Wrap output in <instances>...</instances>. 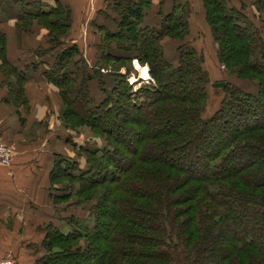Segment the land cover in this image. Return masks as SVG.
Listing matches in <instances>:
<instances>
[{
  "label": "trees",
  "instance_id": "16d2710c",
  "mask_svg": "<svg viewBox=\"0 0 264 264\" xmlns=\"http://www.w3.org/2000/svg\"><path fill=\"white\" fill-rule=\"evenodd\" d=\"M20 1L19 11L6 13L0 0V79L16 81L4 102L26 106L25 83L42 73L60 91L65 128L87 127L105 143L81 146L72 139L73 154L56 155L49 176L56 213L42 228L43 254L35 264H207L217 246L218 264H264V0L240 6L201 0L219 64L258 87L245 91L219 80L226 81L224 97L210 117L211 73L195 46L188 2L170 0L165 9L162 0L154 19L153 0H109L100 16L110 26L93 23V64L78 44L63 42L41 71L44 65H16L6 23L14 17L20 33L37 23L47 37H67L71 13L59 0ZM233 34L229 48L224 37ZM135 59L149 66L153 80L136 92L129 81ZM141 117L157 129L149 132ZM235 121L236 132L219 141ZM73 198L95 204L60 218L58 208ZM247 224L257 227L245 231ZM235 231L241 235L232 244Z\"/></svg>",
  "mask_w": 264,
  "mask_h": 264
},
{
  "label": "crops",
  "instance_id": "0c3cea01",
  "mask_svg": "<svg viewBox=\"0 0 264 264\" xmlns=\"http://www.w3.org/2000/svg\"><path fill=\"white\" fill-rule=\"evenodd\" d=\"M42 1L49 5L55 2ZM59 1L71 12L72 43L78 44L81 51L87 53L92 37H95L93 23L109 25L100 16L109 0ZM161 1L153 0L149 15L154 19ZM191 1L195 8V19L192 17V21L200 29V34H194L195 46L205 54L206 43L212 48L211 35L203 21L201 0H190V4ZM233 1L239 6L242 2ZM245 3L250 4V1ZM170 7L171 1L167 0L165 9ZM12 22L15 24L14 17L6 23L7 28L14 26ZM43 35L46 36L45 33ZM10 36L12 43L13 36ZM202 37H206L207 42ZM12 57L18 61L16 65L19 68L27 65L21 62L26 57L21 58L18 54ZM41 74L37 72L28 77L25 83L28 106L23 105L21 108L4 102L8 90L3 79H0V137L16 151L10 165L0 163V261L11 258L16 260V264H35L42 256L41 245L45 236L42 228L53 220L56 213L50 194V172L56 155L70 156L74 150L69 143L72 132L66 130L60 120L62 106L58 97L59 90ZM85 141L79 139L78 143L82 146L81 142Z\"/></svg>",
  "mask_w": 264,
  "mask_h": 264
},
{
  "label": "rangeland",
  "instance_id": "374dc122",
  "mask_svg": "<svg viewBox=\"0 0 264 264\" xmlns=\"http://www.w3.org/2000/svg\"><path fill=\"white\" fill-rule=\"evenodd\" d=\"M180 1L182 3L183 2L189 3V6L191 7V16L193 17L195 15V13H194L195 8L193 6V2L191 1L192 4H190V0H180ZM243 1L249 2V0H243ZM196 3H197V1H196ZM4 9H5L6 13L10 12L12 10L19 11L21 9V1L20 0H4ZM249 13L252 16L257 15V12L255 11L254 8H249ZM194 19L195 18L193 17V20ZM12 23L14 24V22H12ZM258 24H259V22H258ZM72 25H73V21L71 19V26ZM34 26H35L34 31H31L28 33H20L19 31H17L18 28H17V26L15 27V25L13 27H9L8 30L10 31V34L13 36V38H12L13 42L12 43L14 45L13 47L11 45L9 47V50L13 54V56H14V54H18V56L21 58L26 57L24 59H21V62H27L26 64H30L31 66H33V64H35L36 67H40L41 65H44L42 67L44 69V68H46L45 63L53 64L54 57L56 56L55 54L59 50L63 49V42L66 44H70V42H72L71 41V33H70L71 29L69 31V36H67V37L61 36L59 38H54V37L51 38L49 36L47 37V35L49 33L48 30H46L42 26H39V24H37V23ZM191 29H192L193 35L196 33L200 34L199 26L196 25L195 22H193V21H191ZM42 32L45 33L46 36L43 35ZM235 37H236V35H234V34L232 36L225 35L224 41L226 42V44L229 48H231L233 46V39H235ZM38 40H41L42 42H38ZM54 40H59L61 42L60 46L56 47V49H55V47H51V44H53ZM202 40L206 41V37H202ZM166 41L167 40H165V42ZM174 41L168 40L167 42L170 43V42H174ZM9 43H11V39H10ZM170 46H172V44ZM213 47H214V50L210 47L209 44L206 43L205 48H204L205 59L207 61L206 63H208L207 68L210 70V73H211V76H210L211 77V84L212 83L213 84L218 83V82H220L219 80H226L227 82L234 84L236 87L242 88V90L257 92L258 87L254 82L247 81V80L246 81L238 80V78H236L235 76L230 75L224 66H221L219 64V62L217 60L215 46L213 45ZM22 49H23V51H25V49H27V50H29V52L26 50V52L23 53ZM51 50H52V52H50ZM16 51H18V52H16ZM97 53H98V51H97ZM97 53L95 54L94 48L90 53V45H89L88 52L85 53V55H87V59L90 60V62L92 63L96 59ZM83 55H84V53H83ZM145 68L147 69L146 74H143V73L141 74L142 70ZM133 70H134L133 74L131 72L129 79L132 82V84L134 85V92H136L143 85L141 82H145L146 84H153V80L151 79L148 65L140 64L139 61L137 59H135L133 61ZM111 71L112 70L110 68H108V70L105 73L111 72ZM123 71L124 70H122V69L120 70V72H123ZM134 74H136V75H134ZM226 81H223V82L225 83ZM13 84H16L15 78L11 77V78H9L8 81H6L5 86L7 87L8 91H9L8 86L13 85ZM211 84H209V86H208V89H209L208 91L210 92L211 99H210V102L208 104V108L205 112V117L212 116V114L218 108V105L221 102V99L224 97V93L222 91L223 88H219V89L214 88ZM169 92L170 91H165V93H169ZM58 95L60 96V91H59ZM7 98L9 99V93L7 95ZM59 99H60V103L62 106L63 104H62L61 97H59ZM16 106H18L19 108H21V106L24 107L22 104H19ZM26 106H28V104ZM141 118H143V120L145 122V128L149 132L152 133L153 131H155L157 129V125L152 123V121L149 120V118L148 119L145 117H141ZM60 120H61V122H63L62 118H60ZM235 123H236V121L230 126L231 128L228 127V128H226V131H222V133L224 134V137L221 136L219 138V141H223L224 138H226L227 136L232 135L234 132H236L235 131ZM62 125H64V124H62ZM162 128L163 127H160L159 129L161 130ZM66 130H70V129L66 128ZM71 132H72L71 142L69 141V143H70V146H72V149L74 147L73 145H71V143H73L72 139H76L77 142L79 139L86 140L85 142H81L84 146L95 147V146H98L101 144H105L102 139L97 138V140H95V138H93V136H92V133L90 132V130L87 127H79L77 129H71ZM0 144L3 146V148L8 150L10 153H12V160H13L15 155H16V151L14 150V148L10 147L1 137H0ZM211 149H210V151H211ZM124 152H126L125 149H124ZM81 160H83V162H84V160H85L84 156H83V159L81 158ZM124 164H125V161H124ZM71 183H68V182L63 183V188H70L69 184H71ZM110 186H112V183ZM69 202L70 203L72 202L71 206L70 205L69 206L62 205L58 208V209H61V211L59 212L61 214L57 213V215L60 218H61V215L63 217V216L68 215V213L71 214L72 212H78L81 214V212H84L86 209L89 210L90 207L95 204V202H91V203H85V204L82 203V204L77 205L79 203L78 198H73ZM76 207H77V209H76ZM232 214L231 215L233 217H236V218L241 217V213H240L239 208L232 207ZM123 215H124L123 213L116 212V216H123ZM108 217L106 215H103V216H101L100 221H102L103 223L107 222ZM245 218H250V216L248 215ZM244 227H245V231H247L248 229L253 230L257 226H255L254 224H251V226H249L247 224ZM104 230H105L104 227L100 228L101 232H103ZM239 232L235 231L231 235L230 239H231L232 244L237 243V240H236L238 238L237 234L241 235V231H239ZM220 248H221L220 246L215 247L214 251H213V255H215V254L216 255L214 257L209 256L208 258H206L205 263L207 262V264H218L219 263V256L222 257ZM217 254H221V255H217ZM8 259H11V258H8ZM3 260H1V261H3ZM13 261L15 262V264L17 263L16 260H13Z\"/></svg>",
  "mask_w": 264,
  "mask_h": 264
},
{
  "label": "built area",
  "instance_id": "2783aa9c",
  "mask_svg": "<svg viewBox=\"0 0 264 264\" xmlns=\"http://www.w3.org/2000/svg\"><path fill=\"white\" fill-rule=\"evenodd\" d=\"M130 83L132 82L130 81ZM0 163L5 166H8L12 163V153H10L8 150L3 148L1 144H0ZM0 264H15V262L13 261V259H4Z\"/></svg>",
  "mask_w": 264,
  "mask_h": 264
},
{
  "label": "water",
  "instance_id": "95a60500",
  "mask_svg": "<svg viewBox=\"0 0 264 264\" xmlns=\"http://www.w3.org/2000/svg\"><path fill=\"white\" fill-rule=\"evenodd\" d=\"M226 86V83L222 82V83H215L213 84L214 88H224Z\"/></svg>",
  "mask_w": 264,
  "mask_h": 264
}]
</instances>
